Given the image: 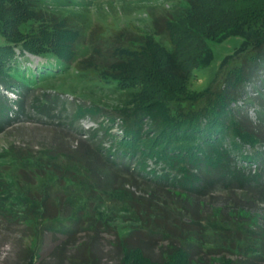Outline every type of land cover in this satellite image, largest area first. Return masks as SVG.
I'll list each match as a JSON object with an SVG mask.
<instances>
[{
    "label": "trees",
    "instance_id": "1",
    "mask_svg": "<svg viewBox=\"0 0 264 264\" xmlns=\"http://www.w3.org/2000/svg\"><path fill=\"white\" fill-rule=\"evenodd\" d=\"M66 2L70 0H0V85L27 90L37 78L30 68L23 71L9 64L16 46L21 53L54 59L39 66L38 77L73 63L127 97L115 105L114 116L106 118L107 126L99 122L83 139L86 151L91 149V164L98 163L97 151L108 142L106 154L98 155L102 163L97 170L56 149L36 160L24 158L19 181L0 173V219L22 223L28 240L19 264H35L46 231H54L50 223L72 207L78 191L101 204L115 198L121 222L128 226L116 230V218L110 224L109 217L118 216L113 210L105 218L91 213L86 218L91 234L77 242L81 214L73 211L71 227L59 231L63 241L56 252L57 258L64 249L70 252L67 264H99L96 233L113 227L116 264H200L202 252H208L212 264L264 261V229L250 209L242 207L257 200L264 204V121L259 114L252 122L246 114L247 104H264V81L258 77L264 72V0H182L150 16L148 30L118 28L109 40H103L95 26L86 38L90 55L82 59L75 50L82 33L73 25L72 13L65 11ZM229 36L241 40L222 58L220 80L189 89L192 70L212 58L210 45ZM92 55L109 61L90 69ZM246 84L254 89L249 96L242 95ZM45 100L37 103V110L53 112ZM9 104L0 97V131L25 114L24 99L15 102L8 115ZM98 109L94 104L79 106L74 116H91ZM116 119L119 132L112 133L110 124ZM244 147L252 151L244 153ZM252 165L255 171L249 169ZM35 179L43 183L31 189ZM136 181L148 188L138 197L130 192L136 190ZM235 192L242 193L241 200L229 197ZM222 194L231 207L211 209L206 215L204 199ZM157 238L166 243L165 250L152 259ZM218 242L236 257L223 255L226 248L213 246Z\"/></svg>",
    "mask_w": 264,
    "mask_h": 264
},
{
    "label": "rangeland",
    "instance_id": "2",
    "mask_svg": "<svg viewBox=\"0 0 264 264\" xmlns=\"http://www.w3.org/2000/svg\"><path fill=\"white\" fill-rule=\"evenodd\" d=\"M64 0H53L55 4ZM182 0H70L66 6V12L72 13L73 20L77 32L82 33L79 42L75 46L77 59L86 58L90 55L89 46L87 45L86 38L91 28L96 26L98 34H102L104 39H110L112 33L118 28H127L132 30L134 27L140 29H149L150 16L161 14L167 10H171ZM100 32V33H99ZM241 38L239 36H229L221 42L212 43L210 45L212 51V58L208 65L204 67L194 68L192 75L188 81L187 87L189 89L199 90L204 87L214 86L223 75L224 66L220 62L222 58L230 54L234 48L238 46ZM163 41V38L161 39ZM13 56L9 60L11 66H15L20 70L30 68L33 76L37 77L31 79L34 84L31 88L25 90L22 87L13 85L12 88L6 89L0 85V97L7 100L9 104L7 114L14 108V103L19 99H24L26 110L25 114L18 116L15 122L0 131V173L5 172L9 180L18 179V170L21 168V161L29 156L32 160L48 152V150L60 149L67 155L70 153L75 159L81 158L79 165L86 167H93L97 170L99 162L102 163L101 155H105L108 142L105 141L101 145L100 150L97 152L98 163L92 161L91 153L86 151V142L83 140L90 132L98 128L99 122L103 126H107L106 118L114 116L115 105L120 104L127 94L123 93L113 87L112 84L106 85L99 77L91 72L79 71L71 63L67 68L55 74L44 75L38 77L36 71L39 66L47 63H54L52 57L33 56L27 52L21 53L18 47L13 46ZM105 56L92 55L90 62L92 66L90 69H99L103 64L108 62ZM87 66V65H86ZM90 71V70H89ZM55 72V71H54ZM259 79L264 81V72L259 73ZM263 90V89H261ZM254 89L251 85L243 87V96L251 95ZM43 99L50 103V108L53 112L47 114L39 113L36 108L37 103ZM240 101L238 102V104ZM255 101L253 104H247L246 114L248 118L254 122L260 114L264 121V104ZM97 105L99 108L98 113L93 115H84L80 118L74 116L77 107ZM41 105V104H39ZM43 105V104H42ZM36 108V109H35ZM36 110V111H35ZM53 113V116L50 114ZM119 121L116 119L110 124L112 133L119 132ZM264 128V124L262 125ZM97 136L101 131L96 132ZM244 153H250L252 150L248 147L242 149ZM87 162L84 164V159ZM25 160V159H24ZM28 165V164H27ZM24 167L26 170L28 167ZM255 171V165L249 168ZM49 182L52 180H48ZM43 183L42 180L35 179V185L31 188L34 189ZM136 190L130 189L135 197L141 196L142 192H147L148 188L143 186L141 181H136ZM76 190V186H70ZM242 193L235 192L229 197H241ZM226 194L212 195L206 197L202 211L205 214H210L211 209L222 208L223 210L229 209L230 203L227 202L229 198ZM115 199V198H114ZM113 200H108L106 203L101 204L98 199L88 197L86 193L77 192L73 205L71 208L65 210L61 216L50 223L54 231H46L44 236V247L39 251L38 258L35 264H67L68 253L64 249L61 255L58 256L57 248L63 237L59 231L70 228L72 224L73 211L79 210L81 217L77 223L79 227L76 241L80 242L90 236L91 232L89 227L86 226V218L91 213L93 217L105 218L110 210L118 213L121 207L114 204ZM255 199V198H254ZM253 199V201H255ZM104 201V199L102 198ZM241 200V199H239ZM243 208L250 209L249 213L258 218V223L264 229V204L255 201V204L250 205L245 202ZM97 210L100 211L98 214ZM122 212V211H121ZM121 212L116 217H109L110 224L116 226V230L120 227H127L128 224L121 222L119 217ZM18 221H8V219H0V264H19V258L23 246L28 242L25 237V230L22 223ZM115 229V227H113ZM102 230L100 228L96 233L93 245L96 252V257L99 264H116L117 255L112 248L113 230ZM220 242L213 244L214 247H224L226 250L221 252L227 258H235L232 249L229 246L222 245ZM165 242L157 241L152 245L150 257L158 259L160 250H165ZM69 250V249H68ZM66 251V252H65ZM68 253V254H66ZM200 256V264H212L213 260L208 257V252H202ZM67 257V258H66ZM260 264H264L262 261Z\"/></svg>",
    "mask_w": 264,
    "mask_h": 264
}]
</instances>
